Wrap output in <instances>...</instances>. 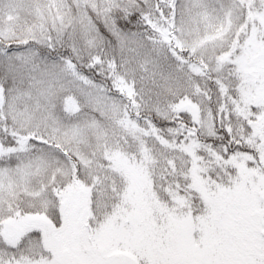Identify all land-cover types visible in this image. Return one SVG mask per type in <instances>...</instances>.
<instances>
[{"label":"snow or ice","instance_id":"1","mask_svg":"<svg viewBox=\"0 0 264 264\" xmlns=\"http://www.w3.org/2000/svg\"><path fill=\"white\" fill-rule=\"evenodd\" d=\"M0 264H264V0H0Z\"/></svg>","mask_w":264,"mask_h":264}]
</instances>
